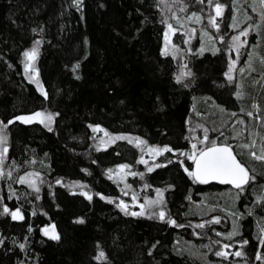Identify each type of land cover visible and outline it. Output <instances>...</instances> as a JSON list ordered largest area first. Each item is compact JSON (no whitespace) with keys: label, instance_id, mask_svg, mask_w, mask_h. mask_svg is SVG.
Listing matches in <instances>:
<instances>
[{"label":"trees","instance_id":"16d2710c","mask_svg":"<svg viewBox=\"0 0 264 264\" xmlns=\"http://www.w3.org/2000/svg\"><path fill=\"white\" fill-rule=\"evenodd\" d=\"M182 2L192 5L189 13L201 12L196 0ZM223 2L227 8L219 18V35L227 38L216 45L221 51L215 56L211 51L199 55L195 39L191 51L185 50L181 61L176 62L171 56L161 55L165 25L160 22L163 15L158 0H84L82 11L72 6V0H0V119L6 122L14 115L39 110L60 113L53 132L40 124L17 122L9 126L5 171L12 170L13 178L0 179V210L3 204L11 209L21 207L25 220L14 222L10 217H0V233L7 237L6 246L0 247V264H261L255 255L264 253L259 243L264 208L255 203V198L264 194V161L254 160L241 145L253 140L257 146L264 143V65L260 63L264 56V22L254 21L260 28L249 32L248 43L240 50L234 81L229 83L224 76L229 63L228 45L239 30H232L230 21L234 13L239 16L244 10L242 2L236 1V9L231 0ZM251 3L254 0L244 1L246 6ZM35 40L42 41L36 67L47 100L25 78L21 63L22 52ZM250 53L255 71L248 68L240 74ZM231 57L236 58L235 51ZM76 63L80 67L73 73ZM185 64V71L195 73L191 88L175 83V75ZM75 75L81 79H75ZM254 103L259 111L252 107ZM191 109L194 113L189 117ZM249 111L253 117L246 115ZM233 112L237 113L235 117ZM89 124H99L113 134L141 137L149 145H170L184 151L190 150L191 143L197 142L193 138H202L207 128L210 139L227 138L237 159L256 180L236 199L237 190L232 185L194 184L175 163L148 173L144 165L136 163L144 153L127 141H117L106 151L97 152L95 146L103 133H92ZM163 161L164 157L157 160ZM121 163L132 165L134 172L145 173L143 180L127 177L131 189L141 195L152 197L154 188L173 185L165 193L167 211L185 227L125 216L115 204L95 195L89 202L56 183L58 179L65 185L78 181L88 186L85 191L102 193L118 203L122 187L105 173ZM26 172L39 173L44 180L39 184L40 199L26 185L15 182ZM145 183L152 187L145 189ZM9 186L20 200L9 198ZM73 191L78 193L77 188ZM188 196L191 200L186 199ZM213 207L215 211H210ZM249 209L252 215H248ZM232 211L243 213L238 221L241 234L225 240L215 232L231 231L234 218L227 212ZM212 216H220L221 223L205 229L194 227ZM79 217L86 222L74 223ZM50 224L56 225L60 243L42 235L40 229ZM29 226L33 228L30 234ZM26 236V252H20L13 240L24 242ZM216 240L244 255H230L228 259L215 256L221 246L214 243ZM242 240L249 243L241 247ZM97 244L107 254V261L93 259Z\"/></svg>","mask_w":264,"mask_h":264},{"label":"snow or ice","instance_id":"6c2138e0","mask_svg":"<svg viewBox=\"0 0 264 264\" xmlns=\"http://www.w3.org/2000/svg\"><path fill=\"white\" fill-rule=\"evenodd\" d=\"M11 2V0H9ZM198 4H204L205 0H196ZM236 0H233L235 4ZM181 3L182 0H172L171 4L169 0H158V6H163V9H166L168 12H172L173 5ZM84 4V0H72V6L77 8L78 10L82 11ZM255 4V0H254ZM259 4L261 5L260 9V20L264 22V0H259ZM207 5L209 8L214 10L215 15L209 14L208 16V23L209 25L214 28L217 32L220 31V25L217 23V18H222L224 12L227 8V5L220 2V0H207ZM104 5H100L103 7ZM253 11H256V7L253 6ZM180 12L185 11V6H181L179 8ZM235 12V9H233ZM83 18V17H81ZM189 20L194 19L196 23L202 22V17L197 12H192L191 16L188 17ZM248 20L252 18L249 16L247 17ZM170 20H175L177 24H181L180 17L172 13L170 17L164 14L161 19V23L166 26V29L163 33V48L161 50V55L164 57L171 56L173 59L177 58V54L180 52V48L178 45L172 43V37L177 34V28L170 23ZM15 23V21H13ZM183 25L181 24V27ZM233 29L238 27L237 18L235 15L232 17V24L230 25ZM260 24L255 22L249 23L246 28H243L239 31L237 35L231 37V43L228 45L229 50V63H228V70L224 73L226 80L231 83L234 81V72L237 70L236 65L240 60V50L245 48L248 41L247 36L251 30L259 29ZM37 29L33 28L32 32L36 33ZM41 32L43 29L40 30ZM192 33H195L196 29L191 30ZM259 34V33H258ZM183 35H189L187 32L183 33ZM202 36H208L210 41H214L215 37L210 35L207 31H205ZM244 37L245 39H241ZM190 41L186 40L185 43H189ZM220 42H224V38L220 37ZM87 43V40H85ZM42 41L35 40L32 46L22 52L23 60L21 63L23 64V71L25 78L29 81V83L35 84L37 90L40 94L44 97L45 100L48 99V93L45 90L42 82L39 79V70L36 67L37 60L40 55V47ZM188 51H191L189 48ZM205 51H211L212 55H217L218 52L221 50L216 48L214 43L213 47L206 49L203 41L201 42V46L198 49V54L203 55ZM236 52V58L232 59L231 52ZM260 63L264 65V56L260 57ZM248 65L250 71H255V68L252 66V54H249L248 57ZM12 67V65H9ZM80 64L76 63L72 67L73 73H76L79 69ZM187 69V65H183L178 74L175 75V83L184 87V88H191L195 83L194 77L195 73L190 69ZM239 71L243 74L245 72L244 68H240ZM75 79L79 80L81 77L79 75H75ZM237 97L241 95L239 91L236 93ZM210 99V98H209ZM121 103H124L121 101ZM252 107L259 111V105L253 104ZM224 111V109H221ZM243 111V109H241ZM60 115L59 112H52L48 110H39L35 112H31L28 114H20L14 115L11 118L7 119L5 122L4 119H0V179H4L5 177L8 180H12L13 178V171L8 170L5 171V161L8 158V154L10 151L9 146V126L16 124L19 122L22 125H32V124H40L42 125L48 132H53L54 127L53 125L56 122V118ZM233 117L237 115V113H231ZM248 117H253L254 113L249 111L246 113ZM237 123L243 124V120H237ZM89 129H91L92 133L99 134L103 133V136L99 138L100 143L95 146L97 152L104 150L106 151L108 147L115 144L117 141H127L129 144L134 145V147L138 148L141 153H144L145 149H147V154L152 157L153 163L150 165L149 161L144 159V156L141 155L140 158L136 161L138 164H142L146 167L148 173H152L156 169L167 167L175 163L178 165L186 174L187 178L191 180L194 184L206 185L212 181H216L220 184L224 185H232L236 190V199L240 198V195L246 190L247 186H249L252 182L256 180V176L250 173L248 167L245 166L239 159H237V155L234 153L233 148L227 142V138L225 140L220 141L219 137L217 139H210L209 138V130L204 128V135L202 138L194 137L197 142L191 143V148L188 151H184L181 149H174L170 145H149L146 140L141 137H132L127 134H113L107 131L103 126L99 124H89L87 125ZM202 127V126H201ZM192 131V129H189ZM215 131V129H213ZM233 131H235V127H233ZM238 135V133H237ZM220 136H224V133L221 132ZM92 139H97V136L91 137ZM233 139L236 137L233 136ZM185 139H188L185 137ZM242 148L249 150L250 156L254 160L264 161V143L260 145L259 154H257L256 148V141L253 140L251 143H244L241 145ZM166 154H172L175 156L176 159L173 160L171 156ZM47 155V154H45ZM116 155H120L119 152ZM164 157L163 162H157L158 158ZM190 163H187L189 162ZM35 163V161H32ZM92 163H96L95 160ZM15 164V162H13ZM132 165L128 163H121L116 165V168H108L106 170V176L108 179L113 180L114 183H123L125 189L131 190L132 186L127 183L128 176H139L141 180L145 178V173L143 172H134L132 171ZM82 171L87 173V169H82ZM90 174V173H89ZM115 177V179H114ZM16 183L21 185H26L27 188L32 190V193L35 194L36 199H40V183H44V180L41 178L39 173L36 172H26L24 175L18 176L16 178ZM58 185L63 187H67L71 195H80L87 199L89 202H92L93 195L98 196L100 200L105 201L109 204H115V207L118 208L125 216H131L135 218L144 217L147 219H156L161 222L167 223L171 227L176 228H183L185 227L184 224H179L176 219L172 218L171 215L167 211V201L165 198V193L168 190L173 189V185H168L166 188H154L153 191L155 192V197H145L143 203L140 202L137 193L134 191L131 194V201L132 204L129 205L123 199H120L119 202H116V199L113 197L105 196L102 193H91L89 191H85L87 189V185L82 184L78 181H73L70 185H65L62 179H58L56 181ZM152 185L145 183L144 188H151ZM9 198L15 197L17 200H20L21 197L16 193L14 189L9 186ZM74 188H79L80 191L77 193L73 191ZM124 195H128L127 191L121 189ZM28 194L26 193L25 196ZM186 199L191 200V196L186 197ZM3 200V197H0V201ZM255 203L259 205L261 208H264V194H259L255 198ZM138 207L139 211H134L132 208ZM210 211H215V208H210ZM226 211V210H225ZM33 216L36 215V212L33 211L31 213ZM46 215V213H44ZM227 215L233 217L232 222V229L227 233L216 231L215 235L218 237H223L225 240H232L234 237L240 235L239 231V224L238 221L243 217V213H237L235 211L227 212ZM248 215H252V210L249 209ZM0 217H10L14 222H22L25 220V215L21 207H16L15 209H11L8 207L7 204L2 205V210H0ZM76 224H84L86 221L83 217H79L73 221ZM221 217L220 216H212L211 219L205 220L201 223L195 224V228L197 229H205L206 226L211 228L212 225L220 224ZM215 231L214 229H212ZM42 235L46 237L48 240L60 243L61 235L56 229L55 224H50L44 226L40 229ZM33 228L31 226L28 227V233H32ZM262 235L259 237V243L262 247H264V229L261 230ZM195 235L199 236L200 233H194ZM29 237L24 238V242H17L13 240V243L19 248L20 252H26L27 249V242ZM7 237L0 233V247H5V241ZM157 243H159L157 241ZM214 243L221 245L218 250L215 251L214 255L217 257H222L223 259H228L230 255H235L237 257H241L244 255L242 251H236L234 253H230L226 251L231 247L230 244L224 243L221 244L220 240L214 241ZM241 247L247 245L249 243L248 240H242ZM98 249V253L93 257V259L97 261H107V254L100 248V245H96ZM156 245L153 244L152 248H155ZM209 247V246H206ZM148 255H152V251L149 250ZM206 255V254H205ZM255 259L260 261L261 264H264V253L257 252L255 255ZM19 264H24V261H20Z\"/></svg>","mask_w":264,"mask_h":264},{"label":"rangeland","instance_id":"374dc122","mask_svg":"<svg viewBox=\"0 0 264 264\" xmlns=\"http://www.w3.org/2000/svg\"><path fill=\"white\" fill-rule=\"evenodd\" d=\"M183 1V0H182ZM237 1V4L239 2H242L240 3L241 6H243V12L241 10V13L238 15H236V13H234L233 15L236 16L237 18V24H238V27L236 29H239L237 30L236 32H234L235 34L234 35H237L239 33V31L241 29H243V26H248L249 23H253L254 21H258L260 22V9H261V5L259 4V0H256V4L254 3H251L250 5L248 4V6H246L244 4V1L246 0H236ZM172 0H169V3L171 4ZM221 3L225 4V2H223V0H220ZM232 2V8H235L236 7V2L235 4L233 3V0H231ZM198 4V3H197ZM181 6H185V11L184 12H180L179 11V8ZM246 6V7H245ZM253 6L256 7V11H253ZM192 7V5H188V4H185L184 2L181 3H177L175 5H173L172 7V12H168L166 9H163V6H159L160 10H161V13L162 15L164 16V14L166 13V15L168 17H170L172 15L173 12H175V14L177 16L180 17V21H181V24L183 25L181 27V24H177L175 20H170L169 22L173 24L174 27L177 28V34L175 36L172 37V43L176 44L179 46L180 48V52L177 54V58L175 59V61L177 62L178 61H181V59L183 58V52L186 50L188 51V49L192 48V44L194 43L195 39L198 40V49L200 48L201 46V42L203 41L206 49H209V48H212L213 47V43L216 47V45H218L219 43L222 44L220 42V35H219V32H217L214 28H212L209 23H208V16L209 14H212V15H215L214 13V10L209 8L208 5H207V0H205L204 4H199V7H196L198 10L200 9L201 12H199L198 14L201 15L202 17V22L201 23H196L194 19L192 20H189L188 17L191 16V13H189V9ZM248 8L250 10H248ZM236 9V8H235ZM246 10V12H245ZM203 12V13H202ZM240 12V11H239ZM251 17L252 19L251 20H248L247 17ZM233 17V16H232ZM217 23H219L220 25V20L219 18H217ZM232 24V20L230 21V25ZM231 27V26H230ZM196 29L195 33H192V29ZM165 29H166V26H165ZM232 30H236V29H233L231 27ZM207 31L210 35H212L213 37H215V40L214 41H210L208 36H202V34ZM187 32L189 35H183V33ZM223 37V36H222ZM248 37V36H247ZM227 37H225L224 39H226ZM241 39H245L244 37H242ZM247 39V38H246ZM188 40L190 41L189 43H185V41ZM228 40V39H227ZM226 40V41H227ZM230 42H231V39H230ZM198 49L196 52H198ZM241 58V57H240ZM240 61V60H239ZM238 61V63H240ZM245 64L243 66V68L246 70H248L249 68V65H248V57H245L244 59ZM238 63L236 65V69L238 70ZM236 70V71H237ZM235 71V72H236ZM234 72V73H235ZM240 74H242L240 71H239ZM244 74V73H243ZM251 82V80L249 81ZM34 86L36 87V85L34 84ZM37 89V88H36ZM193 109L190 110V114H189V117H192L193 116ZM257 142V141H256ZM256 149L260 151V146H257L256 144ZM257 152V151H256ZM258 153V152H257ZM259 154V153H258ZM144 156V159L148 160L149 161V164L151 165L152 162H153V159L151 156H149L147 154V149H145V152L144 154H142ZM116 168V167H115ZM113 168V169H115ZM115 179V177H114ZM120 186L122 187L121 189H124V191H127L129 194L128 195H124L123 192L121 191V194H122V198L124 201H126L127 203H129V205L132 204V201H131V194L133 192V190H129V189H125L124 188V184L123 183H119ZM77 191L79 192L80 189L77 188ZM135 193H137L138 197H139V200L141 203H143L144 201V198L145 197H149L147 195H141L139 192L135 191ZM141 197V199H140ZM152 197H155V195H152ZM132 210L134 211H139V208L138 207H135V208H132ZM226 251H229L230 253H234L236 252V248H233L232 246L227 249ZM238 251V250H237Z\"/></svg>","mask_w":264,"mask_h":264},{"label":"water","instance_id":"95a60500","mask_svg":"<svg viewBox=\"0 0 264 264\" xmlns=\"http://www.w3.org/2000/svg\"><path fill=\"white\" fill-rule=\"evenodd\" d=\"M210 183H218V182H216V181H212V182H210ZM218 184H220V183H218Z\"/></svg>","mask_w":264,"mask_h":264}]
</instances>
